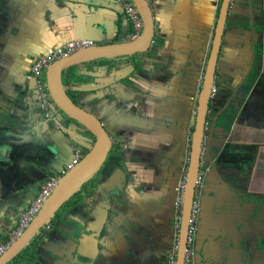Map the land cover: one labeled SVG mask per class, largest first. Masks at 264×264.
Returning <instances> with one entry per match:
<instances>
[{"label":"crops","instance_id":"obj_1","mask_svg":"<svg viewBox=\"0 0 264 264\" xmlns=\"http://www.w3.org/2000/svg\"><path fill=\"white\" fill-rule=\"evenodd\" d=\"M150 1L155 12L157 47L150 57L149 55L146 57L147 60L144 57L140 67L141 72L138 68L134 69L135 65L132 64V59L129 61L121 59L115 63L102 62L95 66L94 70L87 72L95 74L97 80L102 82L98 86L100 88L103 83H114L116 78L122 80L133 74L137 78V86H143L144 89L151 90L154 94L149 100L150 104L157 102L159 94H162L168 118V123L164 125L163 131L167 133H157V139L160 138L165 144L164 146H167L163 148L165 156L162 155L161 162L163 163L160 166L162 173L166 175L173 170L174 163L171 164L173 156L179 154L181 156V153H184L187 148L186 140L192 128L190 124L195 108V97L207 55L204 53L205 47H208L212 34L210 28L216 12L217 0ZM249 1L252 0L231 1L230 18L237 19L238 23L234 27L228 25L224 33L218 71L224 72L228 78L227 82L216 85L217 92L214 95L222 105L234 88H236L235 92L243 90V93H246L250 85L251 89H248L246 98L243 99L249 98L246 113L243 115L238 111L236 115H232L231 120L234 121L231 123L232 127L229 132H227V127L214 128L210 137V145L214 148L218 146L220 137L225 140L229 139V143L217 156L218 158H215V166L219 172L212 171L213 174L207 177L206 183L203 181L206 201L202 202V210L200 212L199 209L197 215L201 218L200 229L205 237L215 231L216 237L221 238L222 242L218 245L225 253L228 264H244L246 252L247 256L253 260L254 254L251 249L257 250L258 246L254 244L253 247L252 243L247 245L242 240L240 249L233 244L231 239L224 237V235L229 237L235 234L240 223L243 224L241 220L251 217L250 211L247 216L246 212L243 213L238 208V204L235 210L219 208V205L225 201L236 203V196L229 193L227 188V179L234 178L238 182L241 181V187L245 188L248 193L250 191L258 194L264 193V103L262 102V99L264 100V23H256L254 20L250 22L249 18L243 15V10L248 11L249 7H252V4L247 6ZM251 23L254 25L256 33L250 30ZM131 27L130 21L123 12V7L116 0H0V28L2 29L0 31V72H5V76L10 74L5 85L0 83V96H6L11 101L12 83L23 81L24 71L30 62L40 54H45L76 38L107 40L126 33L127 29H131ZM251 65L253 70L248 73L247 81L243 83V77ZM249 80H251L250 83ZM77 83L70 84V88L73 89L80 85ZM240 83L241 85L238 86ZM80 86L84 88V84ZM67 88L69 89V86ZM125 94L123 89L122 95ZM254 99L255 101H253ZM231 101L235 105L239 102L235 98ZM238 104L241 105L242 102L240 101ZM24 112L26 113H21V104L0 101V128L4 126L6 119L10 118L18 122L22 116L24 121H30L32 116H35L30 109L24 110ZM173 117L178 121L176 124L173 123ZM140 120L139 117H131L123 120V124L132 121L140 122ZM155 123H159V121L157 122L153 116H150L144 126H148L149 131L154 133L157 127ZM183 127H185L184 130H182ZM34 128L35 133L33 132V134H36L37 137L40 132L47 129L40 123ZM9 134L10 131L6 133V136ZM50 136L59 147L64 148L61 139H57L53 133ZM30 143H28L26 151L23 143L22 145L20 143L17 148L16 146L6 147L7 158L5 160L14 167L11 170L4 164L0 167V242L5 241L7 234L16 227L20 210L24 204L29 203L27 199L32 198L31 194H26L24 198L21 197L22 200L24 199L23 202L19 200L22 190L18 189L13 192L18 180L14 175H20L18 182L22 180L28 184L38 179L37 171H29L30 167L39 166L27 162L26 159L44 160L42 156H39L38 146L30 145ZM32 143L34 144V142ZM136 145L137 143L132 140V142L128 141L124 148H120L119 155L122 154V158L120 155L119 159L122 161V170L113 174L112 179L110 178L111 180L107 184L101 186L104 192L100 195L96 205L92 203L86 213L88 233L85 234L81 246L85 245L81 251L83 254L84 249L94 252V254L97 252L96 240L92 238L93 235H90L92 230H98V234L104 239L111 240L112 238L114 244L117 239L119 240L123 236L121 232L130 234L132 238L126 240V248L129 245L132 246L131 257L134 260L132 264H139L137 260L141 246L149 244L152 251L157 254L158 244L162 245L165 237L168 236V207L166 206L168 197L157 198L153 195L154 193L148 194L147 190L143 192L141 185L136 183L133 176L127 172L128 163L133 160L132 156ZM67 159L69 160V158ZM19 160H21L22 166L16 164L19 163ZM47 160L48 165L63 171V167L60 166V163H56L54 158L51 157ZM142 173L139 171L135 178L141 181ZM218 173L221 174V179L217 177ZM51 176H56V174ZM155 182L152 184L158 187L157 184L162 182V174ZM120 183L123 184L121 190L117 186ZM152 184L149 185L148 180L146 181V186L150 189L153 187ZM235 185L240 187L238 184ZM101 188L99 187L100 191ZM166 189H170L167 183L160 187L158 194L166 193ZM112 190L115 191L114 196L110 195L109 191ZM119 191L121 192L119 193ZM200 198L202 197L200 196ZM113 202L116 205L114 210L112 209ZM118 203L121 205L126 203L125 210L129 207L134 210L130 215H125L119 210ZM136 205L139 208L138 212L135 209ZM128 217L130 220L127 219ZM251 219L256 218L251 217ZM126 221L131 223L129 229L123 226ZM139 230L145 235L142 239L134 236L139 233ZM239 231L241 230L239 229ZM107 245H109L108 242ZM127 253L128 251L125 252L127 258L124 261L128 263L129 255ZM20 262L15 264H20Z\"/></svg>","mask_w":264,"mask_h":264},{"label":"water","instance_id":"obj_2","mask_svg":"<svg viewBox=\"0 0 264 264\" xmlns=\"http://www.w3.org/2000/svg\"><path fill=\"white\" fill-rule=\"evenodd\" d=\"M130 1L137 7L144 24L141 33L137 37L131 38V29H127L126 33L111 37L107 40L95 39V45L79 48L65 57H61L52 61L46 67L44 71V81L49 97L48 108L50 109L52 118L55 120L58 119V122L55 120L51 122V120H49L50 123L48 121L45 123V120L40 119L39 116H36L35 110L37 111V106L32 104L31 101H27L26 98L29 97L28 89H30V85L28 83L29 70L24 71L23 81L12 83L13 89L11 90V94L13 95H11L12 97L10 96L11 101L6 96H0V101L3 103L11 102L14 104H21L26 101V107H28V109H30L35 115L32 116L30 121H24L22 117L20 120H18V122H15L10 118L4 120V126L0 128V167L3 166V164L10 170L14 167V165L12 166L8 161L5 160L7 158L6 147L16 146L17 148L19 147L20 143L21 145L23 143L25 151L29 146V142H31L30 145L38 146L40 153H43L41 155L39 153V156H42L44 159L29 160L25 158L27 162L38 164L39 167L32 166L29 169L31 172L37 171L38 179L25 184L22 180L18 182L20 175H14V177H17L18 180L16 179L17 184L13 188V192L17 191L18 189L22 190V194H19L21 195L19 200H22L21 197L24 198L26 194L32 195L31 199H27L29 203L26 205L24 204L19 213L24 211V209L28 207V205L35 199V197L39 194L41 187L44 185V182L51 175L58 173L60 174L55 187L52 189L49 196L44 200L35 217L21 233V235L11 243V245L2 255H0V264H9L13 259H15L20 254V252L26 246H28L31 240L35 236L39 235L41 229L45 227L57 210H59V208L63 206L72 196L79 192L83 185H85L90 180H93L107 162L108 156L113 149L114 142L112 135L98 114L85 108L81 102L74 101L67 93L69 90H71L75 91L76 95H78V93H81L84 88L77 86L73 89L70 88V84L76 83L74 81L70 82L68 85L64 84L62 81V72L70 66H73L75 71L78 73L79 71L77 69H79L81 66H87V71L94 70L95 66L102 62L115 63L121 59L123 60V58H130L134 55L144 54L150 51L153 46L156 45L155 12L151 5V1ZM231 1L232 0H218L217 9L211 23L210 29L212 34L210 36L209 45L208 47H205L204 53L207 55L205 64H203L204 67L201 72V77L198 82L199 88L195 97V108L192 116V122L190 124L192 128L187 139L189 141V157L186 168V188L180 228L181 248L179 249L177 264H184L185 260V246L187 243L189 225L191 222L192 209L195 198L200 194L197 189V181L199 178L201 165L207 167V171L203 177V181L205 183L207 181V177L212 176L214 171L215 173L219 172L216 169L215 160L218 158L217 156H219L220 153L217 156L212 154L210 147V137L214 132V128L218 126H221L222 128L227 127V132H229L232 127L231 123L234 121L231 120L232 115H236V113L241 110H244L242 113L244 115L246 113V106L248 104L249 98L247 100L243 99L246 98V94L251 89L250 85L248 86L249 90L247 89L246 93H243V90H238L235 92L236 88H234L231 95L225 99V103L222 105L220 104L221 102L214 97L217 90L216 92H211L213 86L215 88L216 85H221L227 82L228 78L224 72L218 71V69L220 68V52L226 27L228 25L234 27L238 23L237 19L230 18L229 9ZM250 30L253 33L255 32L254 25L252 23L250 25ZM0 31H2L1 28ZM253 50L254 42L252 44V59L254 54ZM252 70L253 69L251 65L243 77V83L244 81H247L248 73H251ZM80 73V75L86 74L85 72ZM128 76L124 77L122 80H126ZM9 77L10 74L5 76V72H0V83L5 85L6 80ZM248 82L250 83L251 80ZM79 84L81 85L85 83L79 81ZM68 86L69 89L67 88ZM234 98L239 101L238 103L241 101L242 104L239 105L237 103V105H235L232 103L231 100ZM253 101H255V99ZM262 102L264 103L263 99ZM58 116H60V118H56ZM70 121H73L80 130L83 128L84 130L89 131L93 135L94 139L90 146H86V148H84L85 151L79 156V158L68 165L71 160H68L66 157V149L59 147L57 142L53 140V138L50 136V129L53 128V126L55 127L53 123L57 122L59 124L58 128H61L64 134L67 135L69 132L67 129L69 128ZM39 123L43 126L45 125L47 129L40 132L37 137L36 134H33V132L35 133L34 127ZM8 130L10 131V134L6 136V133L9 132ZM32 142H34V144ZM75 143L76 142L74 141L71 142L72 145H78ZM164 145L165 144L163 143V146ZM166 147L167 146H164L163 148ZM215 151L217 152V150ZM51 157L54 158L56 163H60L61 167L65 166V170L60 171L59 168L48 165L47 159ZM175 159L176 155L173 156L172 161ZM16 164H20V166H22L21 160H19V163ZM217 177L221 179V174L218 173ZM235 184L240 185V187H237ZM226 185L229 189V193H233L234 196H236L238 208L244 211L245 204H252L253 207L250 211V216L252 218L258 219L261 209L264 208V193L258 194L252 191L248 193L245 188L241 187L242 182H238L234 178H228ZM205 191V188L202 186V193L200 196L204 198V202L206 201ZM120 192L121 191H119V193ZM23 201L24 199L21 202ZM243 227V224L240 223L236 231H239V229L242 230ZM83 232L84 234L88 233L85 225ZM75 234L77 235L78 233L75 232ZM90 235H93L92 238H96V236L99 237V234L95 235L94 231H91ZM81 246L82 244L76 247V254L81 258L87 259L89 261L92 260L90 257L80 253ZM145 251V248H139V252L145 253ZM127 254H131V251H128ZM62 255L63 256L60 257L64 258V254Z\"/></svg>","mask_w":264,"mask_h":264},{"label":"flooded vegetation","instance_id":"obj_3","mask_svg":"<svg viewBox=\"0 0 264 264\" xmlns=\"http://www.w3.org/2000/svg\"><path fill=\"white\" fill-rule=\"evenodd\" d=\"M218 1V0H217ZM233 1V0H232ZM235 2V1H234ZM248 2V1H247ZM264 3V0H252L251 2L249 1L248 5L252 4V7L248 9V11L243 10V15L246 16L247 18H249L250 22H262L264 23V16L262 15V11H261V4ZM127 17V16H126ZM254 31H256L254 29ZM256 33V32H254ZM133 57V56H132ZM27 69V68H26ZM95 75V74H94ZM28 83L30 85L31 88V92L28 94V98L29 100L32 99L34 101H32L35 106L38 105L41 107L40 101L38 100V90H37V86H36V80L33 76H31L30 72L28 73ZM96 76V75H95ZM130 76H133V74H130L126 80L128 81H132V83H134V80H130ZM89 83V82H87ZM84 89H87L86 87H84ZM91 89V88H90ZM89 89V90H90ZM86 94H90V93H86ZM71 98L74 101H78V95L76 94H70ZM85 108L91 110L92 112L96 113L95 111H93V109L90 106H85L83 105ZM42 110V108H41ZM35 112L37 113V111L35 110ZM97 114V113H96ZM100 116V118L102 119V121L104 122V119L102 118V115L98 114ZM166 109L164 110V118L160 120H157V122L159 121V123H155L157 125V127L155 128V133H161V134H166V131L164 130V125L166 123H168V118L166 117ZM115 117V116H114ZM122 120V118L120 119ZM161 122V123H160ZM104 125H106V123L104 122ZM106 127L108 128V126L106 125ZM148 126H143V128L148 129ZM185 127L182 128V130H184ZM190 129V128H189ZM109 130V129H108ZM149 130V129H148ZM181 130V131H182ZM187 141V148L185 150L184 153H181L179 155H176V159H175V163H174V167H172V171L167 173L166 175L162 173V182L159 185L158 184V188H160L163 184L167 183V186L170 187V189H166V193L164 194H158L159 192L153 194L155 197L157 196V198H161V197H168L167 200V204L166 206L168 207V220H167V234L168 236L165 237V241L162 245L157 246L156 252L152 251L151 245H147V250L145 251V254L143 257H149L151 256L152 258H154L155 260H157L158 262H155L156 264H177L178 262V255H179V249L181 248V234H180V228H181V223L178 224L177 222V214L178 211L176 209V204H175V197H176V192H177V188L178 185L180 183L182 174L184 172V169L186 167L187 164V157L188 155H186V151H189V141ZM113 149L110 153V155L108 156L107 162L105 163L104 166H106V164L108 163V167L105 169V171H103L98 178H95L96 180L94 181V184L91 185V187H86L84 188V190H82L79 194H81L82 192L85 193L87 188H94L95 186L97 187V189L99 190V187L101 188V186L103 184H107V182L109 180H111L112 175L119 172V170L121 171L122 169V164H121V160L119 161H113L112 158L113 156H115L114 154V147H115V140L113 139ZM111 161V162H109ZM161 162V166H162ZM166 163V162H165ZM56 176H60L59 173L56 174ZM111 178V179H110ZM101 180V181H100ZM97 183V185H96ZM118 189L121 190L123 187V184L120 183L117 185ZM148 189V188H147ZM152 191H154L155 189L152 187L151 189ZM104 192V191H103ZM112 193L110 194L111 196H114V190L111 191ZM83 193V194H84ZM99 194L101 195L102 192ZM109 194V193H108ZM90 196V195H89ZM92 196V195H91ZM79 201L82 202V198L79 197ZM196 201V198H195ZM199 202V209L200 212L202 210V202H204V199L199 198L198 199ZM234 206V204H233ZM62 207V206H61ZM61 207L59 208V210L61 209ZM87 208L89 209V207H87L86 204H84V202H82V205L79 206L76 205L74 206L70 211H65V212H61L62 214V219L59 220L57 222H52L51 219L50 221L45 225L44 228L41 229L39 235V246H37L36 248V257L35 260L32 264H38V262H45L46 264H52L53 262H55L54 258H58L60 256H63L62 254H64V258L63 261L64 263L66 262V264H79L82 262H78L77 259L81 258L76 254V247L80 244H83V239L85 237V234L83 232V228H84V221L86 219H84L83 217L86 216V210ZM79 211H78V210ZM138 212V207L136 205L135 208ZM252 209V205L247 203L244 205V212H246V215L248 216L249 211H251ZM133 208H130L125 210L124 208H122V212L125 213V215H130V213L133 211ZM232 210V209H229ZM58 211V210H57ZM136 212V213H137ZM127 219L130 220V217H128ZM201 218H199V216H197L196 221H194L196 228H197V232H196V236L193 242V246L191 247V251L193 254V256L190 257V259L187 261V251H188V244L186 243L185 246V260H184V264H228V260L225 256V253H223L221 250V247L218 245V243H221L222 240L220 237H216L215 235V231L213 234H210V236L205 237L200 229L201 226ZM241 222H243L244 224V229H242L241 231H236L235 234L230 235L229 237L227 235H224V237L231 239L233 241V244H235L236 246H238L240 249L242 248V240L245 241L248 244L252 243V246L254 247V244H257L258 249L254 250L253 248L251 249V251L253 252L254 256H253V260L250 259L249 256H247V252H246V256H245V260H244V264H264V208L261 209L260 214H259V219H251V217L246 218L241 220ZM131 223L129 221H126L123 226L129 229V225ZM86 228V226H85ZM87 229V228H86ZM93 231V230H92ZM75 232H77L78 234L76 235ZM94 234H98V230L94 231ZM121 234L123 236H121V238L118 240H116V244H114V242H112L111 244L108 245L107 250L103 249V246H106V243H104L106 240L104 239L103 236H96V247L97 249H102V255H104V258L101 261H93V260H88L83 263V264H128L127 261H124L127 257L125 255L126 251L132 250V246L129 245L126 248V243H127V239L131 240V236L130 234L126 233L125 234L123 232H121ZM81 235V236H80ZM134 236L140 237V239L144 238L145 235H143V233L141 232V230H139V233L134 234ZM35 238V237H34ZM215 238H217L218 240H214ZM80 239V240H79ZM86 244H89L87 242H85ZM238 244V245H237ZM63 246V248H62ZM85 245L83 247H81L80 253L82 251V248H84ZM142 247V246H141ZM246 247V246H245ZM144 248V246H143ZM245 250V248H243ZM248 249V248H247ZM242 251V250H241ZM39 252V254H38ZM85 256L90 257L91 259L93 258V253L90 252L87 249L83 250ZM58 253V255L56 256L55 254ZM97 255V252H96ZM95 255V256H96ZM128 259H130L129 264H132V262H134V260L132 259V257H128ZM80 260V259H79ZM61 261V260H60ZM22 264H26L25 262H23Z\"/></svg>","mask_w":264,"mask_h":264},{"label":"rangeland","instance_id":"obj_4","mask_svg":"<svg viewBox=\"0 0 264 264\" xmlns=\"http://www.w3.org/2000/svg\"><path fill=\"white\" fill-rule=\"evenodd\" d=\"M217 5H218V1H216V9H217ZM261 11H262L261 12L262 15L264 16V3L261 4ZM156 46H157V43L147 53L140 54V55H134L133 57H130V58H123V60L126 61L128 59L129 60L132 59L133 61L132 64L135 65L134 69L138 68L140 69V72H141L140 67H141L142 61L144 60V57H145V60H147L146 57H148V55L150 57V54L153 51H155ZM35 59L36 58H34L32 62H30L29 66L27 67L25 71L31 69V65L34 63ZM77 70L79 71V73L76 72L77 74H81L80 72H85L86 74L79 75L78 78L74 82H78L77 85L79 84V81H81L82 83H86L84 84V87L87 88V89H84L81 93H78L79 95L78 101L81 102L82 105L90 106L93 109V111H95L97 114L102 115V118L104 119V122L108 126V129L112 135V138L115 140V147L113 151L115 153L114 155L115 156L121 155V158H122V154L119 155L120 148L122 147L124 148V145L128 141L129 142H132V140L135 141L137 143L136 150L134 151L133 156H132L133 157V160L131 161L132 163L131 162L128 163L129 169H127V172L131 176H133V179L135 180L136 183H139V185H141V189L143 192H145L146 190L149 191L148 194H152V193L155 194L159 192L160 188L155 187L154 184H152V182H155L158 178H160V175L162 174V168L160 166H161V160L163 158L162 155L165 156L163 152V143L160 139H157L158 138L157 132L152 133V131H149L148 129L143 128V126L145 125L146 120L150 118V116L151 117L153 116L155 119L160 120V121L161 119H163L164 110L166 109V105L163 101L162 94L161 93L159 94L157 102H155L154 104L152 103L150 104L149 100L154 94L152 93L151 90L148 91L144 89L143 86H137L136 85L137 78L135 76H130V80H134V83H132V81L131 82L128 80L123 81V80H118L116 78L113 81L114 83L112 82L110 84L103 83V86L100 88L98 86L99 84H102V82H99L97 80V77L94 74L92 73L88 74L87 66H81ZM240 85L241 83L238 86ZM77 87H82V86L79 85ZM31 88L28 89V94L31 92ZM122 88L125 90V93H126L124 96L122 95L123 93ZM86 93H90V94H86ZM26 99L27 101H31V103H33L32 101H34L32 99L29 100V98H26ZM25 102L21 103V113L22 114L26 113L24 112V110L26 111L28 109V107H26ZM15 104H19V103H15ZM41 108L42 107L38 105L36 116H39L40 119L45 120V123L46 121L49 122V119H51V122L55 120L54 118H52L51 115H49L48 108L47 110H44V109L41 110ZM243 112L244 110L239 111V113L241 114ZM114 116L116 118L117 117L119 118L116 119ZM131 117H139L141 120L140 122L132 121L131 123L126 122L125 124H123V120L131 118ZM56 118H60V116ZM121 118L123 120H120ZM173 118H174L173 123L176 124L178 121L176 120L175 117ZM57 122L53 123L55 127L53 126L52 128L53 130L50 132L53 133L57 139H61V141H63L64 148L66 149L65 152H66L67 158H69L72 161L76 154L80 153L81 155L85 151L84 148H86V146L91 145L94 138L89 132H87L83 128L80 130L79 127L73 121H70V125H69L70 129L67 130V131L69 130L70 131L67 133V135H65L63 130L61 128H58L59 124ZM73 141L76 142L75 144H78V145H74V144L72 145L71 142ZM120 141H122L121 145H119ZM227 143H229V139L225 140V138L220 137V142L218 146H216L215 148L212 145L210 146L211 152L213 153V155L217 156L219 153H221V151L225 149ZM215 150H217V152ZM186 152H187L186 155H188L189 154L188 150ZM188 157H187V161H188ZM158 163L159 165L157 166ZM172 163H175V160ZM64 167H63V170H65ZM151 167H152V170H150ZM139 171L143 172L142 173L143 178L141 181H139V179H136L137 178L136 175L137 173H139ZM147 180L149 182V185L152 184L153 188L155 189L154 191H152L150 188L146 186ZM91 181L88 182V185L91 183ZM160 184L161 182H159V185ZM99 192L100 193L103 192V189L101 188V191H100L95 186L92 189L87 188L85 193L82 192L81 194H79V197L82 198L81 201L84 202V204H86L87 207H90L92 203L96 205V203L98 202V199L100 197ZM109 192L112 193L111 191ZM235 202L236 203L229 201L228 203L227 201H225L221 205H219L220 206L219 208L223 210L225 209L235 210L236 205H237V200ZM112 205H113L112 209L113 210L114 208L116 209V205L114 202ZM125 205L126 203H122V205L118 203L119 210L122 211V208L125 209ZM88 210L89 209L87 208L86 213L88 212ZM83 218L86 219L84 221V224L87 228L88 216H84ZM94 239L96 240V238ZM105 240H109V239H105ZM112 241L113 239L111 238V240L104 242L106 243V246H103V249L107 250L108 248L107 242L108 244H111ZM144 248L147 250L148 247L144 246ZM96 250H97V255L96 253L94 254V252H92L93 253L92 260L101 261L104 258V255H102L103 253L102 249L99 248ZM129 251L131 250L129 249ZM144 254L145 253H142V252L138 253L139 259L137 260V263L138 261H139V264L140 263L156 264L155 262H158L151 256L143 257ZM55 255L57 256L58 253H56ZM128 257H131V254H129ZM79 259H77V261L82 262L80 264H83L85 260L88 261L87 259H84V258H79ZM54 260L55 262H53L52 264H66V262L64 263L63 258L61 257L54 258ZM129 261L130 259H128V264H129ZM38 264H46V263L38 262Z\"/></svg>","mask_w":264,"mask_h":264},{"label":"built area","instance_id":"obj_5","mask_svg":"<svg viewBox=\"0 0 264 264\" xmlns=\"http://www.w3.org/2000/svg\"><path fill=\"white\" fill-rule=\"evenodd\" d=\"M120 5L123 6L124 13L127 16L128 20L130 21L132 25V33L131 38L137 37L142 29H143V20L142 17L137 9V7L130 1V0H116ZM96 44V40L92 38H76L69 40L51 51L42 54L38 56L34 63L31 65L30 74L33 76L36 80V86L38 90V100L40 101L41 107L44 110H47L48 108V99L47 91L45 88L44 83V71L46 67L54 60L59 59L61 57H65L69 54H71L73 51L83 48V47H89ZM215 88L212 87L211 92H214ZM48 113L51 115L50 109L48 108ZM80 154H76L73 160L68 163L70 165L74 160L79 158ZM67 165V166H68ZM66 166V168H67ZM202 168V165H201ZM203 168L199 171V178L197 181V188L202 187L203 182ZM60 176H51L49 177L45 182L44 185L41 187L39 194L35 197V199L18 215V221L16 227L12 229L7 234V239L3 242H0V255H2L7 248L11 245V243L21 235V233L26 229V227L29 225V223L32 221V219L35 217L39 209L41 208L44 200L49 196L52 189L55 187L58 179ZM185 188H186V170H184L180 183L177 188V195H176V209L178 211L177 214V221L178 224L181 222L182 218V208H183V202H184V195H185ZM199 212V206L198 201H194V206L192 209V215H191V222L189 225V231H188V237H187V244H188V251H187V261L190 259V257L193 255L191 254V247L193 246V242L196 236L197 228L194 223L197 219V215ZM188 264V262H187Z\"/></svg>","mask_w":264,"mask_h":264},{"label":"trees","instance_id":"obj_6","mask_svg":"<svg viewBox=\"0 0 264 264\" xmlns=\"http://www.w3.org/2000/svg\"><path fill=\"white\" fill-rule=\"evenodd\" d=\"M80 74H77L76 73V71H75V69H74V67L73 66H70V67H68V68H66L63 72H62V81H63V83L64 84H69L70 82H72V81H75L77 78H78V76H79ZM69 95L70 94H76V92L75 91H71V90H69L68 92H67ZM49 120H51V119H49ZM87 132H89V131H87ZM90 133V132H89ZM91 134V133H90ZM92 135V134H91ZM93 136V135H92ZM119 157L120 156H113V158H112V160L113 161H118L119 160ZM120 161V160H119ZM109 162H111V161H109ZM108 165V163L106 164V166H104L102 169H101V171L97 174V176L95 177V178H98V176L103 172V171H105V169L108 167L107 166ZM94 178V179H95ZM96 180V179H95ZM95 180H93V181H91V183L88 185V182L85 184V185H83L82 187H81V189H80V191L79 192H77L74 196H72L62 207H61V209L60 210H58L55 214H54V216L51 218V221L52 222H57L58 220L57 219H59V220H61L62 219V213L61 212H65V211H70L74 206H76V205H78L79 204V206H81L82 205V202H80L79 201V198H78V195H79V193L82 191V190H84V188H86V187H91V185L92 184H94V181ZM89 181V182H90ZM39 238H40V235H37V236H35V238H33L32 240H31V242L28 244V246H26L21 252H20V254L15 258V259H13V261L12 262H10V264H15V263H17L18 261H21V263H23V262H25L26 264H32L33 262H34V260H35V257H36V248H37V246H39Z\"/></svg>","mask_w":264,"mask_h":264},{"label":"clouds","instance_id":"obj_7","mask_svg":"<svg viewBox=\"0 0 264 264\" xmlns=\"http://www.w3.org/2000/svg\"><path fill=\"white\" fill-rule=\"evenodd\" d=\"M128 19V18H127ZM131 33H132V27H131ZM131 33H130V36H131ZM51 51V50H50ZM42 55V54H41ZM40 56V55H39ZM38 57V56H37ZM36 57V58H37ZM128 61H129V59H128ZM29 72H30V70H29ZM44 83H45V81H44ZM214 92H216V86H215V90H214ZM47 96H48V94H47ZM48 101H49V99H48ZM43 110V109H42ZM187 163H188V161H187ZM186 168H187V164H186V167H185V169L184 170H186ZM202 168H203V171H207V167H205V166H203L202 165ZM202 168H200V170H202ZM205 172H203V177H204V174H205ZM202 185H203V182H202ZM198 189V191L199 192H201V189H202V187L201 188H197ZM200 198V194L196 197V200L198 201V199ZM199 203V202H198ZM181 223V222H180Z\"/></svg>","mask_w":264,"mask_h":264}]
</instances>
